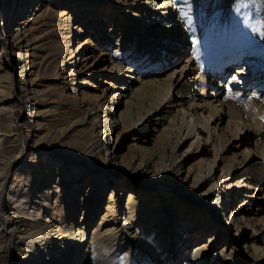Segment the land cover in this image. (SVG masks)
Returning <instances> with one entry per match:
<instances>
[{"label": "bare ground", "instance_id": "bare-ground-1", "mask_svg": "<svg viewBox=\"0 0 264 264\" xmlns=\"http://www.w3.org/2000/svg\"><path fill=\"white\" fill-rule=\"evenodd\" d=\"M262 71L264 0H0V264H264Z\"/></svg>", "mask_w": 264, "mask_h": 264}, {"label": "rangeland", "instance_id": "rangeland-1", "mask_svg": "<svg viewBox=\"0 0 264 264\" xmlns=\"http://www.w3.org/2000/svg\"><path fill=\"white\" fill-rule=\"evenodd\" d=\"M85 20H87V19H85ZM120 24V23H119ZM39 24H34V26H38ZM112 27H110V26H107V29H111ZM89 33L90 32H87V31H85V33H82L81 34V36L79 37V41H81L84 37H86V36H88L89 35ZM36 34H38V33H36ZM83 41V40H82ZM192 45H193V43L192 42H189L188 44H187V48L189 49L188 50V52H186L184 55H182V59H181V64H184V62H185V60H186V58H187V56L189 55V53H190V51H191V48H192ZM69 57H70V55H69ZM92 61V59L90 60V59H88L87 60V62H89L88 63V65L90 64V62ZM83 65V64H82ZM81 65V66H82ZM84 70H85V68H84ZM235 69H233L232 71H230V72H232L231 73V75H234V74H236V71H234ZM67 74V73H66ZM66 74H65V76H66ZM102 77V75L101 74H97L96 75V77H95V91H97V92H99V94L101 93V90H102V88L105 86V82H102V81H100V80H98L97 78L99 77V78H101ZM67 80L69 81V83H72V80H71V77L69 76L68 78H67ZM89 80H91V82H94V79L93 78H89ZM93 80V81H92ZM77 82H78V79H77ZM76 85H78V84H76ZM85 86H88V85H86V84H81V85H79V90H82ZM90 86V85H89ZM212 88V87H211ZM223 93H224V90L222 91ZM24 111H23V109H18L17 110V115H16V121H20V120H22L23 118H24ZM21 135H22V137L23 138H27V136H28V129H27V127L25 126V125H23L22 127H21ZM34 135V132L32 131V135H31V138L29 139V141L32 139V136ZM57 175H55V178H57L56 177ZM56 180V179H55ZM103 209V208H102ZM69 212H72V211H69ZM80 212V211H79ZM81 215V213H77V218L79 217ZM220 213H219V216L218 217H220ZM221 217H223V215H221ZM223 221V220H222ZM234 233V232H233ZM249 234L251 233V231L249 230V232H248ZM225 234H227V233H225ZM224 234V235H225ZM213 235V234H212ZM223 236V235H222ZM226 238V237H225Z\"/></svg>", "mask_w": 264, "mask_h": 264}, {"label": "snow or ice", "instance_id": "snow-or-ice-1", "mask_svg": "<svg viewBox=\"0 0 264 264\" xmlns=\"http://www.w3.org/2000/svg\"><path fill=\"white\" fill-rule=\"evenodd\" d=\"M197 56H198V54H197ZM233 79H235V77H233ZM253 95H255V93H253ZM262 119H264V117H262ZM197 251H199V250H197Z\"/></svg>", "mask_w": 264, "mask_h": 264}]
</instances>
